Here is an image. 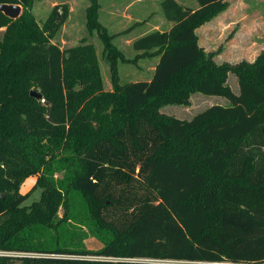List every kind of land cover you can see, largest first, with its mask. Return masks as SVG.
<instances>
[{"label":"trees","instance_id":"1","mask_svg":"<svg viewBox=\"0 0 264 264\" xmlns=\"http://www.w3.org/2000/svg\"><path fill=\"white\" fill-rule=\"evenodd\" d=\"M179 1H162L172 28L138 37L131 59L90 0L87 26L111 64L106 90L94 44L56 43L66 4L39 22L34 0H0L22 7L16 20L0 12V251L12 254L0 264H264V53L217 63L197 30L228 1ZM145 58L158 59L152 78L121 84L118 63ZM194 94L229 104L190 120L160 112ZM29 178L41 195L26 205ZM74 194L85 217L71 212ZM73 221L103 247L68 242Z\"/></svg>","mask_w":264,"mask_h":264},{"label":"rangeland","instance_id":"2","mask_svg":"<svg viewBox=\"0 0 264 264\" xmlns=\"http://www.w3.org/2000/svg\"><path fill=\"white\" fill-rule=\"evenodd\" d=\"M96 1L99 5V23L105 28L109 35H114L112 43L118 50L123 51L127 58L134 59L137 56L138 52L133 49V42L138 37L143 34L150 33L155 29L168 31L173 26V23L169 22L164 17L161 7L163 0H137L138 2H141H136L130 8H128V5L136 0ZM179 2L186 6L194 4L197 5L195 0H180ZM63 4H66L69 7L70 16L60 31L56 43L62 49L77 46L82 42L94 44L104 80V87L106 90H111L112 82L110 59L108 58L107 52L104 50V45L97 30L90 32L87 26V10L91 5L90 0H34L33 13L37 17V20L42 22L46 20L54 6ZM132 14H134L135 17L138 15L139 18H142L141 24H135L133 23V20L126 18V16L131 17ZM132 19H134V17ZM236 27L237 28H233V26H231L230 29L225 32H219V30L216 29V41L213 44H210V48L207 47L206 49H210L209 52L212 53L217 52L215 56V61L217 63L226 62L235 65L242 61L254 62L260 53H264V49H256L253 46L251 48L246 47L245 54L234 52L235 49H238V44H234L236 36H239V45L244 42L246 43V40H248V42L250 41V38H248V32H246V34L244 33V30H247V28H244L243 24ZM239 32L240 34L238 35ZM1 33H3V31L0 32V35ZM204 34L205 33L203 31L200 32L201 38H203ZM254 41L258 42V38L256 36L254 37ZM157 63V58H145L133 64H124L119 62L117 66L120 83L126 84L129 82L150 80L153 76V69ZM227 82L233 92L238 94L239 86L237 77L234 74H229ZM228 104L229 101L225 98L194 94L190 97L188 105H167L164 106L160 112L168 117L190 120L195 115L205 111L211 106H226ZM62 177L63 174H58L56 179H61ZM35 182L36 178H29L22 186L23 194L33 192L29 200L26 202V205H31L34 201L38 200L41 195L40 189H34ZM70 206L71 212L73 211L75 214L85 217V208L83 207V201L79 196L75 194L73 195ZM58 216L59 218L64 216L63 209L59 211ZM81 223V221H73V226L70 225L68 228V232L70 234H67L68 242L71 235L74 236V234H77V237L73 240L75 245H79L87 250L93 251L101 249L103 244L93 235L91 231H89L88 226L78 227L79 225H83ZM1 252L2 251H0V254Z\"/></svg>","mask_w":264,"mask_h":264},{"label":"crops","instance_id":"3","mask_svg":"<svg viewBox=\"0 0 264 264\" xmlns=\"http://www.w3.org/2000/svg\"><path fill=\"white\" fill-rule=\"evenodd\" d=\"M227 1L229 3V6L226 9V11L222 12L217 18L206 23L205 25H203L197 30V35L199 37L200 46L204 48L205 51L209 52L210 49H206V48L207 47L210 48V44L211 43L213 44L216 41L215 40L216 29H218L219 32H225V31H228L231 26H233V28H237L236 26L238 25L240 26V24H243L244 28H247V30H244L245 32L244 31L242 32H244L245 34L246 32H248L249 34L248 38H250V41L248 42V40H246V43L244 42L241 45H239V42H240L238 39L239 36H236L234 44H238V49H235L234 52L245 54L246 47L251 48L252 46L256 49L258 48L260 50H263L264 49L263 48L264 46V0H227ZM136 2L138 1L136 0L132 2L131 4H129L128 8H130ZM190 7L197 8V5L196 4L190 5ZM133 17L134 19H132ZM126 18H129V20H133V23L135 24L136 23L141 24L142 22V18L141 17L139 18L138 15H136L135 17V15L132 14L131 17L126 16ZM156 30L158 29H155L153 31H156ZM1 31H4V30L2 29L0 30V32ZM202 31L205 33L203 38H201V35H200V32ZM239 34L240 32L238 33V35ZM255 36L258 38L259 43L257 41L256 42L254 41Z\"/></svg>","mask_w":264,"mask_h":264},{"label":"water","instance_id":"4","mask_svg":"<svg viewBox=\"0 0 264 264\" xmlns=\"http://www.w3.org/2000/svg\"><path fill=\"white\" fill-rule=\"evenodd\" d=\"M0 12H2L3 14H5L7 17L16 20L18 19L21 14H22V7L18 6V5H5L2 4L0 5ZM31 96L35 99H40V94L36 93V92H32ZM5 196L3 195L2 198H4Z\"/></svg>","mask_w":264,"mask_h":264},{"label":"built area","instance_id":"5","mask_svg":"<svg viewBox=\"0 0 264 264\" xmlns=\"http://www.w3.org/2000/svg\"><path fill=\"white\" fill-rule=\"evenodd\" d=\"M42 102H44V101H42ZM0 255H1V256H7V255H12V254H10V253H5V252H1ZM20 256H35V255L21 254Z\"/></svg>","mask_w":264,"mask_h":264}]
</instances>
